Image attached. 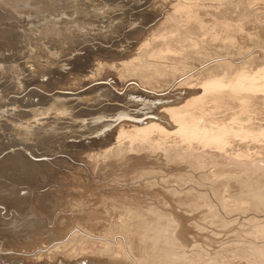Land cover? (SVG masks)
<instances>
[{"label":"bare ground","instance_id":"bare-ground-1","mask_svg":"<svg viewBox=\"0 0 264 264\" xmlns=\"http://www.w3.org/2000/svg\"><path fill=\"white\" fill-rule=\"evenodd\" d=\"M20 1L27 2V0ZM92 1L36 0L35 4L38 3L44 12L26 14L28 15H25L26 18L29 19H26V26L19 28L18 25H13L20 29V35L24 37L21 43L24 51L21 50L25 56L35 58L39 53L56 55V52L49 51L51 47H58L56 41H53L54 38L61 36L70 41L75 31L82 32L84 35L90 33V23L83 17V20H77V14L83 12L87 15L90 11L94 14L103 13L107 10H115L117 6L112 7L99 2L92 3ZM132 1L136 3L138 0ZM10 2V0H0V6L10 5ZM137 6H142V9L137 10L136 14L124 15L122 21L127 25L139 21L141 26L122 33L121 39L117 41L110 38L107 40L111 42V46H117L127 39H133L128 49L118 52L100 47L93 50L85 46L82 48L83 54H75L69 59L68 62L71 64L69 69L41 67L36 77H30L28 81L21 82L25 90L29 84L37 87V89H29L24 94L26 95V100L23 99L25 106L47 105L53 98L52 95L44 92L52 90H57L59 92L56 93L57 95L75 93L76 90L77 94L85 95L101 90L98 98L108 102L101 108L102 111L97 108L78 110L77 113L69 114L66 104L55 100L58 97L55 95L52 105L45 107L47 111L43 112V108L38 107L36 110L19 113L20 116L36 113L37 115H32L35 122L44 119V115L49 113L48 110L55 108L54 106L58 107L59 104L57 108V114L61 116L58 117L59 119L64 117L62 115L69 114L71 121L76 122L78 117L88 116L87 119L90 122H84L83 118L77 122L76 125L81 128L78 131L80 134L87 135L101 134L99 137L87 144L82 142L73 144L66 143L62 140L63 138L57 136L56 131L61 128L58 125L49 126L48 123L33 122L31 124L27 121L25 126L13 122L8 127H12L10 129H14L15 133H25L20 137L27 138L28 141L37 139V135L41 133L48 134V137L37 139V143L45 144L47 141L55 143L54 145L58 146L53 147L54 152L56 150L62 152L64 147H80V150L69 153L71 154V156L68 155L69 161L73 157L80 156L81 153L86 158H91L92 154L96 162L100 161L107 166L116 162L130 163L137 166L136 171L138 166L142 167L144 164L155 162L159 166V169L156 167L158 171L155 169L157 173L164 172L168 177L166 180H160L161 184L158 185L161 187H167V184L173 180L174 187L177 189L175 192L178 196L185 198L192 196L206 198L208 194L216 197L222 195L220 198L224 200L240 198L238 202L234 200L236 204L231 211H226V213L230 212L228 215L236 212L235 216L240 215L245 223L256 220L257 216L262 215V221H264V0H142ZM26 7L29 8V4L26 3ZM68 7H70V13L65 10ZM123 12L126 13V11ZM117 17L118 15L109 16L104 30L92 31L106 39L107 33L112 31L113 23L121 20ZM9 26L8 24L6 29L10 28ZM27 34L32 35V40L25 39L24 35ZM43 37H48L50 41L55 42L52 43L53 46H44V41L40 43ZM0 38L3 40V45H10L6 37L0 36ZM10 54H8L9 57ZM9 57L1 56L0 61L5 62L9 60ZM13 67L16 74L21 71L16 69L15 65ZM0 68L5 67L0 66ZM27 76L25 78H28ZM98 89L100 90L96 91ZM68 96H71L70 93ZM32 97H36V100L33 101ZM137 97L141 106L134 111L128 110L126 106L121 108L110 103L125 102L126 105L130 103L136 106L137 102L133 98ZM68 135L71 134L68 133ZM13 145L10 147H14ZM24 145H21L23 149L31 153H40L35 143L29 144L34 148H25ZM14 160L30 162L21 152H16L3 160L4 163L11 161V164L0 168V173L6 169H18L20 166L12 163ZM74 160L77 161L75 158ZM32 163L30 165H35ZM52 163L54 164L55 161ZM36 164L43 165L39 162ZM53 164L50 165L53 167ZM56 164L58 163L54 165ZM15 171L19 173V170ZM151 172L147 176L148 172L143 171L139 178L149 179L152 176L159 181V177L155 176L156 173ZM156 189L160 190L158 187ZM146 208L148 210L144 209L146 210H143L144 212L140 209V211L135 209L133 212L143 225L142 227L133 223L126 225L123 214H118L117 219L111 223L114 224L113 228H120L125 233L129 231L128 241H136L144 237L151 229L157 233V239L154 241L163 240L161 248L145 246L143 259H140L142 262L145 261V264H203L201 261L203 258H206L209 264H223L219 259L225 255L232 258L238 255L235 258L237 264L241 261L245 264H264V225L251 230L243 228L249 238L243 243L229 242L226 237L222 240L213 237V240L210 239L211 241L205 245L207 247L204 248L205 250L195 248L196 245H194L190 252L196 251L194 254L199 256V260L196 257L197 261H195V257L191 254L187 261V255L184 253L186 241L180 240L181 236L177 234L180 229L176 230L181 227L177 224L179 216L175 221L174 217L167 218V214L160 215L157 209ZM112 210V216H114L118 210L115 207H112ZM7 213L9 215V212ZM11 219L10 221L13 222L14 220ZM180 219L181 217L178 220ZM226 220L220 218L217 223L221 222L229 226L232 220L230 226L237 232L244 224L242 220L238 222L240 226L234 224V219H231L229 223ZM163 221H166L167 232L161 235L158 233V228ZM185 234L182 236L184 237ZM89 241L91 240H85L80 248L76 247L77 249L64 248V254L75 255L77 250H86L88 253L91 252L90 255L95 254L97 251L90 250L92 247ZM182 243H184V249ZM3 250L7 252L3 253L5 262L1 264H22L21 261L14 259L13 256L16 254L12 249L0 247V252ZM103 250L104 248L101 249L102 252ZM137 251L141 252V249ZM122 254V251L118 250L112 259L118 261L120 256L119 262L134 264L130 255L125 254L124 257L127 258L125 260L121 257ZM232 258L230 259L233 260ZM28 261L30 264L36 263L32 259ZM231 263L234 262L227 264Z\"/></svg>","mask_w":264,"mask_h":264},{"label":"rangeland","instance_id":"rangeland-1","mask_svg":"<svg viewBox=\"0 0 264 264\" xmlns=\"http://www.w3.org/2000/svg\"><path fill=\"white\" fill-rule=\"evenodd\" d=\"M10 1V5L3 4L2 7L0 6V12H2V14L0 13V36L6 37V40L11 45H3V40L2 38H0V57L4 55L9 57L8 54L11 53L9 60L5 61L6 63L4 61H0V66L5 67L4 69L0 68V97L3 96L0 98V138H3L4 141H8L9 143L7 142V145L10 143L12 145L15 144V146H21L25 144V148H34L33 145L31 146L29 144L35 143L38 146L40 152H46L49 150L53 151V147L58 146L54 145L55 143L47 141L45 144H38L37 139L30 141H28L26 137V139H24V137L22 139L20 135L22 134L21 136H23L25 135V133H15L14 129H10L12 127L8 126L13 122L21 123L23 126H25L27 121H31V124L48 123L49 126L58 125V127H61L56 131L58 132V137H62L63 134L68 133L73 135L77 134V131L81 129L80 126L76 125L78 121L80 122V119H85L84 122H90V120L87 119L89 118L88 116H81L76 119V122H72L70 119L71 116H69L70 113H77L78 110H93L97 108H99L100 110L108 102L102 100L100 97L98 98L101 91L100 89L96 90H100L97 93L93 91L89 94H82L84 97L79 93L78 95L77 90L75 93L69 92L71 96H68L69 93H67L68 95H57L56 93L58 91L52 90L49 92H44L47 95H52L53 98V100H49L50 103L48 102L47 105L44 106V104H42L43 106L41 107L40 104H38L39 106L24 105V100H26V95L24 94H26L29 89H37V87L29 84L31 87L28 85L25 90L24 87L22 88L21 82L28 81L30 77H36L41 67L57 68L58 70H60V66L62 64L61 59H63L64 57H59V55L63 51V48H66L70 42L69 40L63 39L61 36H59L54 38L53 40L56 41L58 47L52 48L50 45L53 46L52 43L55 42L43 37L40 40V43L44 41V46L51 47L49 48V51L56 52V55L51 56L39 53L35 58H30L28 57V55L25 56V53L22 52L23 49L21 46L22 39L24 37H21L22 35H20L19 28L20 26H26L27 20H29L28 18H26V16L31 13L33 14V12L42 14L44 12V9L40 8V5L38 3L35 4L36 0H27V2H22L20 0ZM12 1H14V3ZM128 1L93 0L92 3L99 2L106 5L108 4L112 7L114 5H117L119 8H117L116 6L114 12L109 13V15L107 16L118 15L117 18H124V15L134 13L136 14L142 9V6H137V4L141 3L142 0H138L136 3H134L132 0ZM18 3H20V5H17ZM26 3L29 4L30 9L27 8L28 5L26 7ZM65 10H67L69 13L71 11L70 7L66 8ZM122 10H126V13H122L119 15ZM18 12L21 13L19 14ZM82 15L83 13L77 14L76 19L80 21L83 20ZM3 16H5V18ZM131 18L133 17L131 16ZM14 20H17V23ZM8 24L10 25V28L6 29ZM13 25H18L19 28ZM96 25L100 27L102 25V22L98 21L96 22ZM2 27L4 28L2 29ZM24 36L26 40H32L31 34H27ZM19 56L21 58L23 56L25 57L21 59ZM15 57L18 58L16 59ZM19 61L20 64H18ZM6 65L8 69L6 68ZM13 65L16 66V69H21V71L17 73L18 75L14 72ZM18 76H20V78H18ZM25 76H27L28 78H25ZM18 83L20 84V86ZM103 83L107 84L108 82ZM20 89L23 90L21 91ZM113 89L117 90L116 87H113ZM54 97H56L55 100H57L58 102H64L68 108L69 114L62 115L64 116L63 118H58L61 117L57 114V108L59 107V104L58 107L54 106L55 108L48 110L49 113L44 115V119L37 120L35 122L32 115H37L36 113H32L28 116H20L19 113H21V111L29 112V110H36L38 109V107L43 108V112L47 111L46 108L52 105V103L54 102ZM31 99L35 101L36 97H32ZM133 100L137 102L136 106H133L130 103L126 105L125 102L123 103L112 101L110 103L116 104L121 108H124L126 106L127 109L129 108L128 110L134 111L140 108L141 104H139L140 101L138 97L133 98ZM65 123L67 124L65 125ZM44 135L46 134L41 133L37 135V137ZM15 139L17 141H15ZM20 140L22 143L20 142ZM27 142L29 144H26ZM11 144L8 146H12ZM64 148L65 149L62 150V152L58 155V157H61L62 159L55 158L51 160V163L50 161L46 162V164L49 165H46L45 163H43L42 165L40 164L42 162H39L40 166H38V163H32V161L23 163L21 161L19 162L14 160L12 163L20 166L18 169H15L19 170L18 174L15 170L10 169H6L2 173H0V208L2 209L0 210V247L12 249V251L16 254V256H13L14 259L16 261H21L22 264H30L28 263V259L35 260L34 263L36 262L37 264H124L125 261L119 262L120 256L118 258V261L116 259H112L116 252H118V250L122 251L123 253V256L121 257L126 256L125 254L130 255V257L133 258L134 264H145V261L142 262L140 260L143 259L142 255L144 254L143 252L145 246H148L150 248H161V242L163 240L160 238H163V236H160V242L154 241L155 239H157V233H155L154 230L151 229L146 232L144 237H141L136 241H128L129 231L128 233H125L120 228H113L114 224L111 223H113L114 219L116 220L119 215L123 214L122 216L126 219V225H128L129 223H133V225L142 227L143 225L140 224L138 217H136L133 212L135 209H140L142 210L141 212H144L146 211L144 209H147L146 207L157 209L160 215L167 214V218L174 217L175 221L176 217H181L180 220H178L179 218L177 219V224L181 225V227L176 230L178 231L180 229V231H178L179 233H177L181 236L180 238V236L178 235L180 240L182 239V242L186 241L185 244L187 245H185L186 250L184 252L187 255V258L185 257L186 260H189L190 255L192 254L191 256L195 257L194 260L197 261V256L196 254H194V252L196 251H193V253L190 252L192 251L191 248H193L194 245H196L195 248L197 247L200 248V250H205V245L208 244L211 241L210 239H212L213 237L217 240H222L226 237L228 238L229 242H236V244L240 242L243 243L249 240L247 234L244 233L243 228L251 230L264 225V221H262V215L259 217L257 216L256 220H250L249 223H245L240 215L237 217L235 216L237 215L236 212H234L235 214L231 212V215H228L230 214V212L226 213V211H231L232 208H234L236 204L235 201L238 202L240 198H234L235 201L229 199L224 200L220 198L222 195L216 197L210 194H208L206 198H201L199 196L185 198L177 195V193L175 192L177 191V189L174 187L175 181L173 180L167 184V187H161L160 185H158L161 184L160 180H166L168 179V177L165 176L164 172L157 173L159 166H157V163L155 162L154 164H144L142 167L138 166L136 171L135 167L137 166H134L130 163L124 164L121 162H116L112 165L110 164L107 166L102 162L97 161L100 162L98 164L95 161V158H93L94 156L92 154L91 158H86L82 156L83 153H81L80 156H77L79 159L77 157H73V159H71L72 161H69L68 157H70L73 152L80 150V147ZM70 152L71 154H69ZM74 158L77 161H75ZM52 161H55V163L58 164L54 165L55 163L53 164ZM9 162L10 163H4L3 161H0V168L2 169L3 166H9V164H11V161ZM31 163L35 165L32 166L30 165ZM50 164H53V167ZM143 171L148 172L147 176L153 173L151 171H154V173H156L155 176L159 177V181L155 180L152 176L149 179H144L143 177V179H140L139 175ZM157 187L160 188V190H157ZM224 196L228 198L227 195ZM117 203L122 205L120 206ZM123 205L125 208L123 207ZM20 206L21 208H19ZM112 207H115L116 210H118L114 215L115 217L112 216ZM7 212H9V215ZM13 212H15L16 214H14ZM13 215L15 216L11 217ZM228 216L232 217L229 218ZM225 217L228 218V223L231 219H234V224H236L237 226L239 225L238 222H241L242 220V223L244 224L241 223L242 225H239L241 227H239V232L241 233L237 232L236 230H234V227L230 226L232 225V220L230 221L229 226H226L225 223H217L219 222L218 219L220 218L226 220ZM9 218H12L11 220L14 221H10ZM235 221H237V223ZM6 223H8V225ZM165 225L166 221L160 222V227L158 228L159 234L163 235L167 232V228L165 227ZM182 226L185 230L182 228ZM181 228L183 229V231ZM180 232H185L188 234H181ZM183 234H185L184 237L182 236ZM183 238L185 240H183ZM186 239L188 240V242ZM85 240H91L89 241L92 247L90 248V250L96 249L97 252L95 254L90 255L91 252L88 253L86 252V250H77L74 253L75 255H67L66 253L64 254V248H80L84 244L83 242ZM183 244L184 243H182V245ZM119 245L123 248H121ZM213 246L216 247L217 245L213 244ZM188 247H190V249ZM209 247L210 246H208V248ZM103 248L104 250L102 252L101 249ZM137 249H141V252H138ZM4 252L7 251L3 250V252H0V264L5 262V259L3 258ZM105 254L107 255L103 257V255ZM237 256L238 255L232 258L229 255H225L224 257H221L219 261H222L223 264H227L230 262H234L231 264H235V258ZM124 258L125 260H127L126 257ZM230 258H232L233 260H231ZM201 261L203 264H209L206 258H203ZM239 264H245V262L241 261V263Z\"/></svg>","mask_w":264,"mask_h":264},{"label":"water","instance_id":"water-1","mask_svg":"<svg viewBox=\"0 0 264 264\" xmlns=\"http://www.w3.org/2000/svg\"><path fill=\"white\" fill-rule=\"evenodd\" d=\"M123 11L126 10H122L121 13H124ZM89 12V10L87 11ZM114 12V10H107L106 12L103 13H97L94 14L91 11L89 12V14L87 13V15H85V13H83V17L85 19H87V22L90 23V33H87L84 35V33L79 32V31H75L72 33V37L71 40L69 41V45L66 48H63V51L60 53L59 57H64L63 59H61L62 64L60 66L61 69L66 70L69 69L71 64L68 62L70 58H72L73 56H75V54H83V47L87 46L90 49H97V48H102L105 50H114V51H123L128 49V47L131 46V41H133V39H127L126 41L121 42L119 45L117 46H111L110 43L111 42H107V40L110 38L113 41H117L118 39H121L122 37V33L125 32H130L132 30L137 29L138 27L141 26V24L138 22H134L131 25H127L126 22L122 21V17L121 20L119 21H115L112 25V31L107 33V37L106 39L102 36L96 35L95 32H93L92 30L95 31H101L104 30V28L106 27V22L109 16V13ZM81 16V17H82ZM109 20V19H108ZM102 22V25L100 27H98V25H96V22ZM123 22V23H122ZM95 23V24H94ZM111 23V22H109ZM105 26V27H104ZM46 39H49L48 37H45ZM31 122V121H29ZM28 122V123H29ZM48 134L44 135V136H40L37 137V139H42L47 136ZM66 137H61L63 138L62 140H64V142L66 143H73V144H78L80 142L82 143H90L94 138L99 137V135H96L95 133L93 134H80V131H77V134H73V135H68V134H63ZM35 137V135H33ZM60 139V138H59ZM8 141H4L3 138H0V161L5 160L6 158L13 156L14 153L16 152H21L26 159L32 161V162H42V163H46L48 161H51L53 159H55L56 157H58V155L61 153L59 151L54 152V150H49L46 152H40V153H31L28 150L23 149L21 146H14V147H10L7 145ZM40 154V155H37Z\"/></svg>","mask_w":264,"mask_h":264}]
</instances>
